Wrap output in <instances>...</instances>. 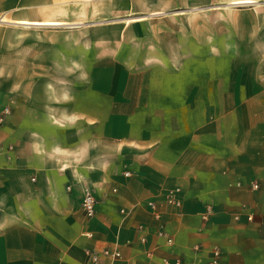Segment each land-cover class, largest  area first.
<instances>
[{
	"label": "crops",
	"instance_id": "1",
	"mask_svg": "<svg viewBox=\"0 0 264 264\" xmlns=\"http://www.w3.org/2000/svg\"><path fill=\"white\" fill-rule=\"evenodd\" d=\"M192 2L264 14V0H0V264H91L105 247L122 254L107 264L215 248L264 264V73L227 90L178 72L165 24Z\"/></svg>",
	"mask_w": 264,
	"mask_h": 264
},
{
	"label": "rangeland",
	"instance_id": "2",
	"mask_svg": "<svg viewBox=\"0 0 264 264\" xmlns=\"http://www.w3.org/2000/svg\"><path fill=\"white\" fill-rule=\"evenodd\" d=\"M224 4L209 8L192 2L175 8V20L165 25L176 27V37L169 43L176 41L177 49L166 52L177 59L178 72L207 73L211 88L229 90L236 79L264 73V14L259 18L256 10L251 13L247 3L221 7ZM218 9L223 11L213 12ZM219 75H225L224 81H217Z\"/></svg>",
	"mask_w": 264,
	"mask_h": 264
},
{
	"label": "built area",
	"instance_id": "3",
	"mask_svg": "<svg viewBox=\"0 0 264 264\" xmlns=\"http://www.w3.org/2000/svg\"><path fill=\"white\" fill-rule=\"evenodd\" d=\"M5 112H9V109L6 108ZM254 187H258V184H254ZM168 201L170 203L176 204L178 206L181 205V200L178 198H175L174 195H170L168 198ZM96 204H97V198L95 194L87 189L84 192L83 198H82V206L84 213L87 217L92 218L96 214ZM150 207L155 211V216L156 218L161 217V213L157 210V203L153 200H150L148 202ZM248 218L252 220L254 217L253 215H249ZM158 235L162 237H166L167 241L169 243L173 242V237H171L166 229L164 228L163 225H160V227L157 229ZM89 235H92L91 232L88 233ZM121 251L118 249H113L110 247H105L102 252H91L90 254V259H91V264H107L106 263V258L110 259L111 261H115L121 257ZM166 264H171L169 259H165ZM175 264H181V259L178 258L175 262ZM199 264H226L223 259H222V254L221 251L218 248H215L213 251V256L211 259L206 260V261H201Z\"/></svg>",
	"mask_w": 264,
	"mask_h": 264
},
{
	"label": "bare ground",
	"instance_id": "4",
	"mask_svg": "<svg viewBox=\"0 0 264 264\" xmlns=\"http://www.w3.org/2000/svg\"><path fill=\"white\" fill-rule=\"evenodd\" d=\"M239 2H241V3H242L243 1H239ZM245 3H246V2H245ZM248 3H249V2H248ZM233 4H234V3H233ZM239 4H240V3H239Z\"/></svg>",
	"mask_w": 264,
	"mask_h": 264
}]
</instances>
